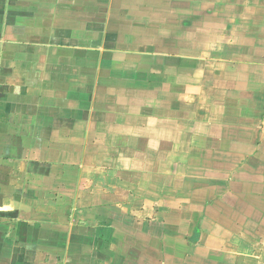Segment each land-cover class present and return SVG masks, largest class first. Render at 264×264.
<instances>
[{"label":"crops","instance_id":"0c3cea01","mask_svg":"<svg viewBox=\"0 0 264 264\" xmlns=\"http://www.w3.org/2000/svg\"><path fill=\"white\" fill-rule=\"evenodd\" d=\"M214 1L0 0V264H264V0Z\"/></svg>","mask_w":264,"mask_h":264},{"label":"rangeland","instance_id":"374dc122","mask_svg":"<svg viewBox=\"0 0 264 264\" xmlns=\"http://www.w3.org/2000/svg\"><path fill=\"white\" fill-rule=\"evenodd\" d=\"M207 2H208L207 6H206L207 7V11L209 10L210 13H214V11H215L214 7H218V5H213V3L215 2L214 0H207ZM176 7L181 8V7H183V5L182 4L176 5ZM191 7H192V11H195V10L198 11L197 5L194 7V5L192 3ZM193 8H194V10H193Z\"/></svg>","mask_w":264,"mask_h":264}]
</instances>
